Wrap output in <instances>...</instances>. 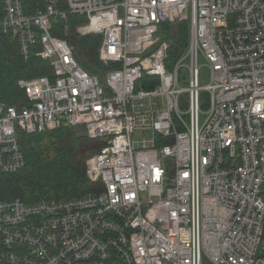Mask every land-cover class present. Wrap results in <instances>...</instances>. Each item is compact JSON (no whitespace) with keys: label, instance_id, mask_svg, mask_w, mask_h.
Segmentation results:
<instances>
[{"label":"built area","instance_id":"2783aa9c","mask_svg":"<svg viewBox=\"0 0 264 264\" xmlns=\"http://www.w3.org/2000/svg\"><path fill=\"white\" fill-rule=\"evenodd\" d=\"M69 15L102 37L106 88L52 35ZM183 22L170 65L163 28ZM0 28L53 68L18 82L22 109L0 102V175L26 167L18 131L106 143L86 162L93 191L0 201V264H264V0H43L31 15L0 0Z\"/></svg>","mask_w":264,"mask_h":264},{"label":"trees","instance_id":"16d2710c","mask_svg":"<svg viewBox=\"0 0 264 264\" xmlns=\"http://www.w3.org/2000/svg\"><path fill=\"white\" fill-rule=\"evenodd\" d=\"M60 1L61 8L65 9L66 0ZM23 7L25 13L31 15L39 8H43V0H23ZM84 22L85 19L81 16L69 15L66 20L59 21L54 26L52 35L66 39L74 47L83 69L100 77L108 69L99 59L102 37L80 36L76 28ZM163 29L167 31L166 38L172 40L168 52L171 65L179 60L188 46L189 23L177 24V32L173 35L169 27ZM52 75L53 68L48 61L34 56L25 59L20 53L19 42L0 28L1 103L22 109L28 105V98L18 82L21 79ZM159 81L158 77L145 75L141 80V86L150 91L159 84ZM202 100L203 108H207L209 105L207 93H203ZM18 140L26 167L13 174L0 175V201L20 198L31 203L44 199H69L83 196L96 188L87 178L86 162L106 145L103 139H91L80 128L61 127L54 131L34 134L18 131ZM161 140L163 139L160 138L159 142ZM165 142L170 143L172 140L165 139Z\"/></svg>","mask_w":264,"mask_h":264},{"label":"rangeland","instance_id":"374dc122","mask_svg":"<svg viewBox=\"0 0 264 264\" xmlns=\"http://www.w3.org/2000/svg\"><path fill=\"white\" fill-rule=\"evenodd\" d=\"M20 2H21V5H22V8H23V11H24V7H23V0H20ZM65 4H66V6H67V0L65 1ZM25 12V11H24ZM81 24H83V23H81ZM81 24H79V25H81ZM78 25V26H79ZM170 29V31L171 32H174L175 34H176V32H177V29H176V27L173 29V30H171V28H169ZM173 33V34H174ZM64 41H66L67 42V44H69L68 43V41L67 40H64ZM170 43L172 44V40L170 41ZM70 45V44H69ZM71 46V45H70ZM103 65V64H102ZM104 66V65H103ZM96 68V67H95ZM90 72V71H89ZM202 72H204V70H202ZM185 73V70H183L182 71V74H184ZM91 74V73H90ZM100 81H101V83H102V85L106 88V80H105V75L104 74H101L100 75ZM82 132V131H81ZM141 137V134H137L136 135V138H137V140H136V142L138 141V142H141L142 141V139L140 140V139H138V138H140ZM147 138H151V135H150V133H148L147 134V136H146ZM137 142V143H138Z\"/></svg>","mask_w":264,"mask_h":264},{"label":"bare ground","instance_id":"6f19581e","mask_svg":"<svg viewBox=\"0 0 264 264\" xmlns=\"http://www.w3.org/2000/svg\"><path fill=\"white\" fill-rule=\"evenodd\" d=\"M37 5H39V4H37ZM77 28H78V26H77ZM77 28H76V31H77ZM78 33V32H77ZM80 35V34H79ZM81 36V35H80ZM88 36H90V35H88ZM83 37H86V36H83ZM101 46V45H100Z\"/></svg>","mask_w":264,"mask_h":264}]
</instances>
